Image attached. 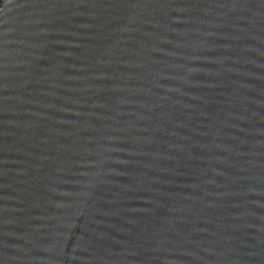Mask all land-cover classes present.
I'll use <instances>...</instances> for the list:
<instances>
[{
    "label": "water",
    "instance_id": "obj_1",
    "mask_svg": "<svg viewBox=\"0 0 264 264\" xmlns=\"http://www.w3.org/2000/svg\"><path fill=\"white\" fill-rule=\"evenodd\" d=\"M0 264H264V0H0Z\"/></svg>",
    "mask_w": 264,
    "mask_h": 264
}]
</instances>
